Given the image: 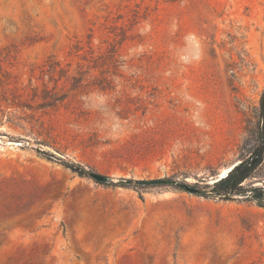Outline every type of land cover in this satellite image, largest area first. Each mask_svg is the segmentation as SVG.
I'll return each mask as SVG.
<instances>
[{
	"label": "rangeland",
	"instance_id": "1",
	"mask_svg": "<svg viewBox=\"0 0 264 264\" xmlns=\"http://www.w3.org/2000/svg\"><path fill=\"white\" fill-rule=\"evenodd\" d=\"M263 91L264 0H0V264H264V207L137 183H212Z\"/></svg>",
	"mask_w": 264,
	"mask_h": 264
},
{
	"label": "trees",
	"instance_id": "2",
	"mask_svg": "<svg viewBox=\"0 0 264 264\" xmlns=\"http://www.w3.org/2000/svg\"><path fill=\"white\" fill-rule=\"evenodd\" d=\"M66 95H55L39 103V107L57 105L58 102L64 101ZM10 100L9 97L5 98ZM18 107L33 108L32 105L24 103L21 99L15 102ZM9 118L15 119V114L8 113ZM254 141L241 146L240 160L231 168L223 177L215 178L212 183H206L203 186H193L197 192L206 198H218L221 200H240L250 201L260 207H264V185H254L248 182L255 176L258 169L264 164V91L260 99V106L257 113V121L254 130ZM44 157L55 160L63 164L72 172L79 176L89 175L90 171L80 162L72 161L66 157H59L50 150L37 148ZM116 185H125L120 182ZM181 187V186H180ZM183 188V187H182ZM185 189V188H184Z\"/></svg>",
	"mask_w": 264,
	"mask_h": 264
},
{
	"label": "water",
	"instance_id": "3",
	"mask_svg": "<svg viewBox=\"0 0 264 264\" xmlns=\"http://www.w3.org/2000/svg\"><path fill=\"white\" fill-rule=\"evenodd\" d=\"M233 166H231L225 174L222 173V174L218 175V177L225 176L231 170V168ZM89 176L92 177L93 179H95L97 182H100V183H106V182L110 181V177L108 175H105V174H102V173H98V172H95V171L90 172ZM124 180H126V179H123V180L118 181V182L127 185V184H129L132 181L130 179H127L128 183H125ZM137 183L139 185L178 184L179 186L185 188L186 190H188V191H190L192 193H196L197 192V190L193 186L188 184L187 182H177V181H174L172 179H161V178L160 179H142V180H139Z\"/></svg>",
	"mask_w": 264,
	"mask_h": 264
},
{
	"label": "bare ground",
	"instance_id": "4",
	"mask_svg": "<svg viewBox=\"0 0 264 264\" xmlns=\"http://www.w3.org/2000/svg\"><path fill=\"white\" fill-rule=\"evenodd\" d=\"M229 167L228 168H225L222 173L225 174L227 171H228Z\"/></svg>",
	"mask_w": 264,
	"mask_h": 264
}]
</instances>
